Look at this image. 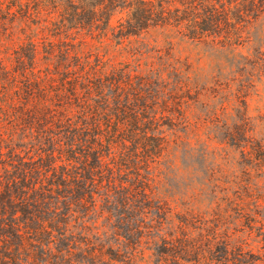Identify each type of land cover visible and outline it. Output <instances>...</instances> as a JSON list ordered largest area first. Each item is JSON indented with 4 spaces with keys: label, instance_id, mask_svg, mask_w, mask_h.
<instances>
[{
    "label": "trees",
    "instance_id": "1",
    "mask_svg": "<svg viewBox=\"0 0 264 264\" xmlns=\"http://www.w3.org/2000/svg\"><path fill=\"white\" fill-rule=\"evenodd\" d=\"M262 18L264 0H0V264L145 251L152 264H264V147L244 115L220 142L243 158L239 176L185 169L170 185L206 91L176 53L264 71Z\"/></svg>",
    "mask_w": 264,
    "mask_h": 264
},
{
    "label": "rangeland",
    "instance_id": "2",
    "mask_svg": "<svg viewBox=\"0 0 264 264\" xmlns=\"http://www.w3.org/2000/svg\"><path fill=\"white\" fill-rule=\"evenodd\" d=\"M258 24L259 30H264V18ZM237 53L249 56L252 51L245 48ZM176 56L188 59L193 71H196L197 82L206 91L200 95L198 104L188 112L189 116L200 118L199 127L183 137L186 146L177 152L178 160L170 174V185L180 182L185 169L193 173L198 181H202L213 169H221L226 175L239 176L244 167L243 158L236 149L220 142L234 132L240 117L244 115L249 124V134L264 147V71H255L250 75V71L246 70L249 75L243 71L242 76L241 72L236 71L237 59L202 48L180 49ZM120 60L118 56L115 59ZM258 182L264 194L262 180ZM164 197L171 208H177L170 194L166 193ZM247 244L249 249L257 250V243L249 240ZM134 264H152L150 252L145 251L143 260L137 258Z\"/></svg>",
    "mask_w": 264,
    "mask_h": 264
}]
</instances>
